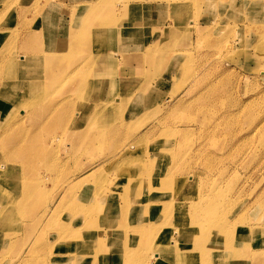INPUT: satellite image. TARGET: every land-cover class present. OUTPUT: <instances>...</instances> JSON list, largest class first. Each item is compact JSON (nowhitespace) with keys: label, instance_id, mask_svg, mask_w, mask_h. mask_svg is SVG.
I'll use <instances>...</instances> for the list:
<instances>
[{"label":"rangeland","instance_id":"obj_1","mask_svg":"<svg viewBox=\"0 0 264 264\" xmlns=\"http://www.w3.org/2000/svg\"><path fill=\"white\" fill-rule=\"evenodd\" d=\"M82 1L0 0V9L2 7L0 10V20H2L0 31L11 33L9 43L3 48V45L0 46L4 54L3 58L0 56V60L2 59L0 61V109L4 108L5 110L9 101V97L6 99L7 95L16 91L12 86L20 78L22 68L21 60L10 58L15 63L12 71L17 79L5 81L9 71L8 66L5 67L7 58L14 53L20 54V50L22 53L27 51L32 54L34 48L41 44L50 49L52 43L50 40L47 41L45 35H41L40 32L46 34L48 39H52L51 35L54 38L65 36L64 31L67 26L70 28L73 25L70 22L73 19H81L80 12L85 7L81 5ZM143 1L145 4H142ZM133 2L136 7L122 14L118 23L119 31H108L100 39H98L99 36H95L97 28L91 34L87 32L86 43L91 44V40L89 41L91 37L96 38L99 43L96 44L92 53L82 50L84 49L82 46L78 56V59L86 57L87 61L92 54L101 55V50L105 52L104 56H107L109 52H114V58H111L110 62L103 66L114 70L110 74L113 82L117 83L120 79L126 80L123 86L124 89H129V93L125 95L128 99L125 101L126 106L118 105L116 109L108 112L109 117L115 121V125H112L111 129L105 130L106 134L101 139L99 150H94L91 156L88 153L83 154L81 146L74 139L83 134L75 127L78 125L82 127V124L88 123V119L86 117V123L84 120L80 122L76 120L74 112L77 110H75L76 106L71 98L73 94H69L67 90L68 84L71 82L62 84L61 81L64 78L61 74V81L50 83L44 89V94L48 95L49 101L33 108L34 105L30 101L27 102V98L25 101L20 99L22 102H20L19 111H26V103H30L28 110L34 111V115L39 118L38 122H45L50 118L49 109L53 108V112L56 110L52 115L51 122L54 120L59 122L61 127L59 134L66 141L63 142L60 149H55L49 146L48 140L44 138L46 135L44 137L36 136L33 137L34 142L26 148L31 153L26 152L25 158L37 148H39V152L43 150L46 153L43 147L46 145L50 148L52 158L47 160L46 165V161L42 164L43 169L40 170L39 176L25 177L29 184H37L41 181V187L39 190L36 189L37 196L34 200V203L39 205L32 206V209L25 213L16 210L14 214L10 212L9 215L0 217V234L9 239L7 246L0 245V264H17L16 256L22 253L26 257H44L47 260L46 264L52 263L53 258L50 254L52 246L55 245L56 235L76 226V223L70 225L74 220L69 222L64 220L61 227H58L53 221L48 224L44 221L47 217L46 214H48L47 220L53 211L51 209L53 205L61 200L67 191V189H62L61 184L68 177L81 172L86 167L84 173L86 188L93 191L94 186L97 187L101 184L104 192L109 193L104 194L102 198L116 192L115 201L122 205L125 195L122 194V190H119L121 185L128 180L127 185L133 187L140 180L138 177L125 178L130 172L136 170L128 167L125 160H134L140 163L147 161L148 155L153 156L154 154L156 155L154 161L162 170L178 168L170 178L176 183L182 182L181 185H183L190 182V190L195 189L199 184L203 186L201 188L202 196H206L210 191V183L217 186L218 190H214L219 193V204L215 205L217 214H226L227 209H232L229 217L233 218L234 211L240 212L242 208V210H246L247 223L250 227L257 229L256 238L259 240L261 238L263 241L258 247L254 245L253 248H249L248 255L251 250H259L260 253L254 254V257L259 256L258 258L264 262V0H218L217 9L211 0H181V2L180 0H134ZM174 2L183 4V7L177 11L173 5ZM6 5L9 7L5 8ZM80 5V9H78ZM109 5L111 6L109 7ZM119 5L120 0H108L102 6L104 10L110 12L117 9ZM72 7L75 10H71ZM185 8L187 9L185 10ZM70 11L76 14L74 18L71 17L73 14L71 15ZM105 14L108 17L111 15L107 12ZM38 15H41L42 18L38 19ZM100 22H104V20L97 19L95 23L89 22L88 24L98 26L97 24ZM156 22H161L164 26L172 28V32L169 34L168 48H163L161 51H157L158 53H148L150 56L140 54L137 58H133L137 52H140L139 47L143 46L146 40L150 41L149 32ZM196 25L211 27V34L205 39L206 41L197 42V35L200 31L193 28ZM125 26L126 28L121 30ZM57 28H59L58 33L56 32ZM30 30L37 31L33 43L27 41V33ZM52 30L55 31L51 33ZM83 31H86V27L83 28ZM132 32L135 33L132 34ZM110 34L114 35L112 38L116 41L105 40V36L109 37ZM151 41L153 40L151 39ZM61 42L63 41L61 40ZM24 43L27 44V47L20 46ZM105 46L108 48L106 51ZM59 49L66 48L61 46ZM119 50L124 51L125 54L122 55ZM162 50L164 51L162 52ZM68 51L72 50L68 49ZM174 51L177 52V55L173 63L175 62L177 68L174 71L173 69L168 71L167 67L172 66V63L168 62L167 56L168 53L174 54ZM159 58H163V60ZM68 95L71 96L70 102L66 103L67 99H64V96ZM90 95H92L91 97L99 96V94ZM55 98L58 99L59 105ZM89 101L93 102L94 99L90 98ZM115 102L118 101L115 100ZM42 106H46L48 109H38ZM95 109L96 103L92 108L86 109V116ZM97 109L98 113L103 111L100 106ZM17 114L18 112H16ZM27 119L28 117L22 118L25 124L30 127L29 132H31L32 124H29ZM185 127L189 129L187 133L177 129ZM19 128L18 126L11 135L22 136L23 134L18 131L21 130ZM88 137L89 135L86 133V140ZM94 140L95 138H90V141ZM68 146L75 150L74 154L68 156L70 160H67L66 154L63 153V151H67L65 147ZM123 146H126L125 155L119 159H108L102 167L106 171L97 176V181H91V178L87 182L90 175L100 166L102 159L115 157L114 153ZM86 147L92 148L87 144ZM169 153L173 155V158L168 156ZM25 158L14 159V165L17 168H22L23 174H25ZM40 158L42 162L41 155ZM121 161L125 162L117 165ZM48 169L50 172L43 174ZM133 172L136 173V171ZM82 178L84 176L75 179ZM182 188L178 193L185 191V188ZM146 189L142 194L146 200L140 199L146 205L151 202L157 204L158 201H161L159 203L161 207L165 205L172 210L185 212L192 210L193 205L200 207L208 205L201 198H197L194 204L190 200L177 203L179 198L174 196L176 192L172 191L166 183L161 188L158 187L156 181L152 191L149 192L147 187ZM132 193L133 191L127 195L126 204L131 201V198L135 199V195ZM9 199V195L0 191V201L3 200L5 204ZM53 200L55 203H52ZM177 215L182 218L186 217L179 212ZM69 216L71 219L73 213ZM41 217L42 220H40ZM99 223L102 224V221ZM184 223L185 237L181 236L177 229L179 224ZM126 225V221L121 218L114 221L111 228L105 226L104 231L96 232V237H100V239L116 237L112 241L113 248L96 247L95 254L90 253L95 255L93 258L95 261L109 264L104 259V256L107 255L114 264H145L146 260L153 264L156 260L159 264H170L171 260L166 261L167 259H165L163 262L161 259L163 251L153 253L152 256H148V252H151L150 249L157 245L165 247L166 244L175 248L180 240H185L186 242L181 247L187 245V251L176 248L184 251L180 254L183 256L182 262L186 264V262L197 258L202 249L216 248L215 243L218 242L217 235L211 238L207 237V242H204L203 236L208 235V231L195 236L196 231L188 217L185 220H180L175 225L176 228L169 234L161 233L162 236H158L156 232L148 233L150 235L148 236V234L140 232L142 228L139 227L138 235L128 241L130 244L128 249L132 253L125 258V263H123L121 252L117 250V247L122 240L120 233L126 228ZM172 227L166 223L162 224L163 229ZM234 229L235 242H242L246 238L242 232L247 231V226L241 225ZM91 233L95 232L86 229V234H83L82 237L86 239V237H90ZM61 238L63 244L70 240ZM61 238H57V242H60ZM190 245H195L198 248L190 250ZM137 252L140 255L148 256L147 259L144 262L134 263ZM188 254H193V256L189 257ZM221 256L223 258L224 254ZM89 261L90 259H86L87 263ZM262 262L261 264H264ZM256 263L260 264L254 261V264Z\"/></svg>","mask_w":264,"mask_h":264},{"label":"bare ground","instance_id":"obj_2","mask_svg":"<svg viewBox=\"0 0 264 264\" xmlns=\"http://www.w3.org/2000/svg\"><path fill=\"white\" fill-rule=\"evenodd\" d=\"M107 1L108 0H83L82 2H80L81 5L85 6L80 12L81 19H73L70 22V24L73 25L70 26V28H68L67 26V29L64 31L65 36L61 38L58 36L57 38H54V36L51 35L52 39H48L46 34L40 32L41 35H45L47 41L50 40V42L52 43V47L50 49L44 47L41 44L39 47L34 48V52L32 54L27 51L22 53L20 50V54L17 55L16 53H14L7 58L5 67L8 66L9 71L8 78H6L5 81H14L15 79H17L16 75L12 71L15 67V63H13L14 58L22 61V68L20 78L17 79L15 85L12 86L14 87L13 90H16L15 92H11V94L14 95H11L9 93L10 96L8 94L6 97V99L9 97V101L7 102L5 110L4 108L0 109V191L10 196V199L7 203L4 204L3 200L0 201V217L9 215L10 212L11 214H14L16 210H18V212L25 213L26 211H30L32 209V206L37 207L39 205L38 203H34V200L35 196H37L36 189L39 190L41 187V181L37 184H29L27 183V179H25V177L28 176L35 178L34 176H39L40 170L43 169L42 164L45 161V165L48 163L47 160L52 158V153L50 151V148H48L46 145H43L46 153L43 150H40L39 152V148H37L36 150H34V152L32 151L33 153L30 156H27V158H25V154L26 152H28L26 148L34 142L33 137H44L46 135V137L44 138L48 140L49 146L54 147L55 149H60L61 145H63V142L66 141L61 136V134H59L61 130L59 122H56L55 120L51 122L52 115L55 114L56 110L53 112V108L49 109L48 111L49 113H51L50 118L45 122H38L39 118H37V115H34V111L32 109L28 110L30 103H26V111H21L23 113L19 111L20 102H22V100L20 101L21 98L24 101L25 98H27V102L30 101L31 104L34 105L32 107L36 108L41 103L49 101L48 95L44 94V89L50 83L61 81L60 74L64 78V80L61 81L62 84H65L66 82L68 84L69 82H71L72 84H68L69 88L67 90L69 94H73V96H64V99H67V103L70 102V97L73 98L72 101L74 103V106H76L75 110H77L74 112L77 121L80 122L84 120L86 123V117L88 119L89 124L86 123L82 124V127L79 125L75 127L76 129L81 130L83 134L82 136H78L74 139L77 140V144L81 146L80 149L82 150L83 154L88 153L89 156L92 155L94 150L100 149L101 139L106 134L105 130L111 129L112 125H115V121H113L109 117L108 112L112 111V109H116L118 105L126 106L125 101L128 99H126L125 95L129 93V89H124L125 87L123 86L126 80L120 79L117 83L113 82L111 80L110 74H112L114 70L103 66L107 65V63L110 62L111 58H114V52H109L107 53V56H104L105 52L101 50V55L92 54L88 57L87 61L86 57L78 59L82 46H84V49L82 50H87V52L92 53L94 47H96V44L99 43L96 38L92 37L89 39V41L91 40V44L86 43L87 32H90L91 34L97 28L95 30V36H99L98 39H100L108 31H119L118 23L122 18L121 16H123L122 14H125L130 9L136 7L133 2L134 0H120V5L118 6V8L108 12L104 10L102 6ZM211 2H213V6L216 7L218 0H211ZM142 4H145V2ZM7 5L5 8L9 7ZM81 5L78 7V9H80ZM173 5H175L177 11H179V9L183 7V4H175V2ZM110 6L111 5H109V7ZM217 8L218 7H216V9ZM39 9L37 10L38 13ZM186 9L187 8H185V10ZM71 10H75V8L72 7ZM105 12L110 13V17H108ZM69 13L71 15L73 14V16H71L72 18H74L76 15L71 11ZM3 18L4 15L2 19ZM39 18H42V16L38 15V19ZM97 19H102L104 20V22H100V24H97L98 26H90L88 24L89 22L95 23ZM1 21L2 20H0V22ZM84 27H86V31H83ZM125 28L126 26L122 27L121 30ZM193 28H195L196 31H200L197 35L198 43L207 39L211 34V27L196 25ZM171 29V26H164L161 22H156L155 26L150 29L151 31L149 32V37H151L153 41H151L150 39V41L148 40L147 43L144 42V48L140 49L141 55L144 56L148 53H156L157 51H161V49L163 48H168L169 34L172 32ZM54 31L55 30H52L51 33H53ZM58 31L59 28H57L56 32L58 33ZM36 32L37 31L30 30L27 33L28 40H26L33 43V41L35 40L34 36ZM134 33L135 32H132V34ZM113 36L114 35L111 34L109 35V37L105 36V40H114L112 38ZM10 38V32L1 30L0 46L3 45V48L6 44L9 43ZM61 40L63 42H61ZM20 46L27 47V44L24 43ZM61 46H65L66 49L60 50L59 48ZM68 49L72 51H68ZM106 50H108V48L105 46V51ZM164 50H162V52ZM119 51L122 52L123 55L124 51ZM166 52L169 51L166 50ZM168 54L169 55L167 56V60L168 62L171 61L172 66L168 65L169 67H167V70L172 71L171 69H173L174 71L177 67L175 66V62L173 63V61L175 60L177 52H175L174 54ZM3 55L4 54L2 53V49L0 47V56H2V58ZM159 59L163 60V58ZM90 94H99V96L91 97L92 95ZM90 98H93L94 101L90 102ZM55 99L56 103L59 105V101H57L58 99ZM115 100H117L118 102H115ZM95 103L96 109L94 111H90V115L86 116V109L92 108ZM177 104L181 105L180 103ZM99 106L103 110L101 113H98L97 108ZM38 109L45 110L48 108L46 106H42ZM16 112H18L17 115ZM23 117H28V123L32 124L31 126L33 129L31 130V132H29L30 127H28L25 124V121L22 120ZM105 123L106 126L104 127ZM18 126L20 127L19 129H21L18 131H20L23 135H11V133H14L17 130ZM1 128L3 129L2 131ZM177 129L183 131L184 133H187L189 131L187 127ZM86 133L87 135H89L87 140ZM91 137L95 138V140L90 141ZM86 144L92 148L86 147ZM65 148L67 151H63V153L66 154V159L70 160V158L68 159V156L70 157L72 153L74 154L75 150L71 149L70 146ZM124 149H126V146L118 149L117 152L114 153L115 157H106L102 159L100 166L94 171L96 173L93 175V172L87 182L91 178V181H97V176L106 171V169L102 167L108 161V159L121 158V156L125 155L126 150ZM40 155L43 160L42 162ZM168 156L173 158V155L171 153H169ZM22 158H25L26 160V162L24 163L25 174L22 173V168H17V166L14 165L15 160H20ZM146 158L147 161H143L140 163L135 162L134 160H125L128 167H131L132 170L136 169L133 170L136 171V173L132 171L128 174V176L126 174L127 177L125 178L127 179L129 176L130 179L133 177H138L140 178V180H138V182L135 183L133 187L128 186V180H126L121 185V189L118 188L120 191L122 190V194L125 195L122 205H119L115 201V198H117L116 192L112 193L110 196L105 195L104 198H102L104 194L109 193L104 192L101 184H99L97 187L94 186L93 191H90L86 188V176L84 175V173L86 172V167L81 172H77L71 175L62 182V189H67V191L62 196L61 200L53 205V207L51 208L53 211L50 213V216L47 220L46 218L48 217V214H46L47 217L44 219V221H46V224L53 221L58 227H61L64 224V220L68 222L74 220L70 223V225L76 223V226L69 231L60 232L58 233V235H56L55 245H51L53 247L52 253L50 254L51 258H53L51 264H103L100 261H95L93 259L95 256L93 255L95 254L94 249L96 247L113 248L112 241L116 236L108 237L106 239H100V237H96L95 234L96 232L101 233L102 231H104L105 226L107 228H111L114 221L120 220L121 218L126 221L127 225L126 228L120 233L122 240L119 243L117 250L121 252V258L123 260V263H125V258L132 253V251L128 249V246L130 245L128 241L134 239V237L138 235L139 227L142 228L140 232H143L145 234L156 232L158 233V236H162V234H169L171 230H174L176 228L175 225L180 220H185V218L187 217L189 218V221L192 223L193 228L196 231L195 236H199L201 235V233H204V231H208L209 234L203 236L204 242H207V237L211 238L214 235H217L218 242L215 243L216 248H212L210 250L202 249L197 258L194 257L195 259L186 262V264H254V261L261 264L262 260L258 258L259 256L256 258L254 257V254L260 253L258 252L259 250H251L250 255H248L247 250L249 248H253L254 245L258 247V245H261L263 241L261 240V238L260 240L256 238V236L258 235L257 229L250 227L247 223L248 217L246 214V210H242V208L240 212L234 211L233 218L229 217L232 209H227L226 214H217L215 212V205L219 204V193L214 192V190H218L217 186H213V184L210 183V191L207 192L206 196H202L201 194L203 193H201V188L203 186H200L198 184L200 188L198 185H196L195 189L190 190V182L189 184L185 183L181 185L182 182L176 183L174 180L170 179L172 173L178 170L177 167L165 171L166 169L162 170L160 166L154 161V159H156L155 154L153 156L148 155ZM125 161H121L117 165H121ZM47 172H50V169H48V171L44 172L43 174H46ZM79 176H84V178L80 180L75 179ZM156 181L158 183V187L163 188L166 183L172 191L176 192L174 196L176 198H179L177 203L184 200H190L194 204L197 198H201L204 199V201L208 203V205L203 207L193 205V209L186 212L177 211L174 209L172 210V208H169L165 205L161 207L159 206V203L161 201H158L157 204L151 202L150 204L147 203L146 205L145 203L140 201V199L146 200L142 196V194H144L143 190H147V187L149 192L152 191L153 184ZM169 182H171V184H169ZM199 183L202 185L200 180ZM182 187L185 188V191L183 193L179 192V194L178 191ZM132 191V195H135V199L131 198V201L126 204L127 195H129ZM52 203H55V200H53ZM182 208L184 209V207ZM178 212L185 215L186 217H179L177 215ZM72 213L73 216L71 217V219H69V214ZM221 217H224L225 219ZM40 220H42V217L40 218ZM99 221H102V224H100ZM164 223L173 227L171 229H163L162 224ZM158 225H160V227H158ZM241 225L247 226V231L242 232V234L246 236V238L242 242L236 243L234 239V228ZM86 229L93 230L95 233H91L90 237H86V239H84L82 235L86 234ZM177 229L179 230L180 235L185 237V223L179 224ZM148 236L150 235L148 234ZM61 237L69 238L70 240L64 242L63 244ZM57 238H61V241L57 242ZM185 242V240H180V242L177 243L178 245L176 247L182 248L184 251H187V245L186 247H181V245ZM8 244L9 239L0 234V245L7 246ZM176 247L171 248V246H167L166 244L165 247L162 245L153 246L150 249L151 252H148V256H152L153 253H160L163 251V254L161 255V259L163 260V262L165 261V259H167L166 261L171 260L170 264H184L181 260L183 256L180 254L184 251L180 249L178 250V248ZM195 248L198 247L195 245H190V250H194ZM222 254H224L223 258H221ZM148 256L140 255L137 252V257L134 260V263L137 261L144 262ZM188 256L191 257L193 256V254H188ZM86 259H90L89 263L86 262ZM104 259L109 264H114V262L110 260L107 255L104 256ZM15 262L17 264H46L47 260L44 257H26V255L22 253L21 255L16 256ZM144 263L153 264V262L149 263L148 260H146ZM154 264H159V262L156 260Z\"/></svg>","mask_w":264,"mask_h":264},{"label":"crops","instance_id":"obj_3","mask_svg":"<svg viewBox=\"0 0 264 264\" xmlns=\"http://www.w3.org/2000/svg\"><path fill=\"white\" fill-rule=\"evenodd\" d=\"M146 42H147V40H146ZM140 49H143L144 48V46H141V47H139ZM139 55L141 54L140 52H137ZM135 54L134 56H133V58H137L138 57V54ZM123 54H125V53H123ZM132 55V54H131ZM130 56V55H129Z\"/></svg>","mask_w":264,"mask_h":264}]
</instances>
